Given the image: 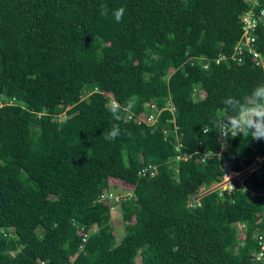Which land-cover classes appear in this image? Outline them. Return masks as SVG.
Instances as JSON below:
<instances>
[{"label":"trees","instance_id":"trees-1","mask_svg":"<svg viewBox=\"0 0 264 264\" xmlns=\"http://www.w3.org/2000/svg\"><path fill=\"white\" fill-rule=\"evenodd\" d=\"M248 10L0 0V264H264V199L251 194L264 193V168L210 191L264 154L243 134L222 151L213 127L224 98L264 83L251 58L231 59ZM255 46L264 53L261 27ZM131 96L132 118L115 121L113 102ZM114 123L120 135L107 140Z\"/></svg>","mask_w":264,"mask_h":264},{"label":"clouds","instance_id":"clouds-1","mask_svg":"<svg viewBox=\"0 0 264 264\" xmlns=\"http://www.w3.org/2000/svg\"><path fill=\"white\" fill-rule=\"evenodd\" d=\"M124 14V7L117 8L113 13L117 22L122 20ZM220 57H223V55H220ZM137 99V97L131 96L124 105L113 102L110 108L113 119L121 121L124 118H130ZM223 104L225 114L213 121V127L219 131L220 137L226 141L229 137L235 138L243 134L249 136L253 141H264V83H260L252 88L243 99L227 96L224 98ZM121 113H125L126 116H122ZM208 131L211 132V129H208ZM119 135V124L114 123L104 138L113 140ZM221 142L220 147L223 151L227 149L228 144L226 142L223 143V140ZM208 154L211 156L217 155L211 150Z\"/></svg>","mask_w":264,"mask_h":264},{"label":"built area","instance_id":"built-area-1","mask_svg":"<svg viewBox=\"0 0 264 264\" xmlns=\"http://www.w3.org/2000/svg\"><path fill=\"white\" fill-rule=\"evenodd\" d=\"M249 3V10L240 16L241 21V37L238 43L233 49L231 59L237 63H242L246 57L251 58L253 66L258 69L264 70V53L257 50L256 43V32L259 27L264 29V0H246ZM224 57V56H223ZM222 59V58H221ZM220 59L216 61L219 63ZM132 118H128L129 120ZM155 119L150 117L148 119L149 123H152ZM137 123H140V119H137ZM222 138V137H221ZM223 143L226 141L222 138ZM177 160H184V158H178ZM264 168V154L257 155L254 158L252 163L245 167L241 172H228L224 176V183H227L225 187H222L220 183L217 186H214L210 191L221 189L230 190L232 188V182L239 180L242 183L243 179L251 176L254 173L261 172ZM230 177V179H226ZM204 191V189H202ZM252 196H258L264 199V193H254L251 192ZM197 200V199H196ZM190 205V204H189ZM264 220V212L262 215ZM258 244L260 246L259 251L256 252L257 260H260L264 257V236H258Z\"/></svg>","mask_w":264,"mask_h":264},{"label":"rangeland","instance_id":"rangeland-1","mask_svg":"<svg viewBox=\"0 0 264 264\" xmlns=\"http://www.w3.org/2000/svg\"><path fill=\"white\" fill-rule=\"evenodd\" d=\"M113 183L117 184V186L122 187V188H124L126 190H131V187L129 185H125L123 183H120V182L118 183L117 181L111 180L110 184L112 185ZM226 185H227V183H224V182L221 184L222 187H225ZM115 192L116 193H118V192L123 193V190L121 188H116ZM123 194L124 195L129 194V191H124ZM196 199L197 198L194 197V200H196ZM110 213H111L110 214L111 215V225L114 228L116 237H118L116 239H120L121 235L123 234V223H122V220H121V214H120V211H119V207L118 206H114L111 209Z\"/></svg>","mask_w":264,"mask_h":264},{"label":"bare ground","instance_id":"bare-ground-1","mask_svg":"<svg viewBox=\"0 0 264 264\" xmlns=\"http://www.w3.org/2000/svg\"><path fill=\"white\" fill-rule=\"evenodd\" d=\"M227 179H230V177H227Z\"/></svg>","mask_w":264,"mask_h":264}]
</instances>
